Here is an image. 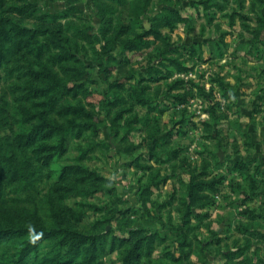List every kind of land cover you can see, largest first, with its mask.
Instances as JSON below:
<instances>
[{
  "label": "rangeland",
  "instance_id": "obj_1",
  "mask_svg": "<svg viewBox=\"0 0 264 264\" xmlns=\"http://www.w3.org/2000/svg\"><path fill=\"white\" fill-rule=\"evenodd\" d=\"M0 15L29 29L0 62V227L58 233L20 264L80 234L100 239L91 264H264V0H0Z\"/></svg>",
  "mask_w": 264,
  "mask_h": 264
},
{
  "label": "trees",
  "instance_id": "obj_2",
  "mask_svg": "<svg viewBox=\"0 0 264 264\" xmlns=\"http://www.w3.org/2000/svg\"><path fill=\"white\" fill-rule=\"evenodd\" d=\"M10 25H12L13 27H19L20 32L17 31L13 34L12 38L6 39L10 31ZM27 31H29L28 28L25 27L23 28V26L20 27L19 23L14 22L13 19L0 15V62L4 60L7 53L12 52L13 47L15 45L13 42L14 36L16 34L25 35ZM31 34L32 33H30V35H26L24 38L27 41L32 40L34 35ZM19 43L21 44L15 47L18 49V51L24 50L26 47V45H24V42L20 41ZM38 44L39 43L35 39L33 40V42L28 44L30 50L35 53L36 57L37 54H39L38 52L39 50L37 48ZM20 57L19 59H21ZM42 68H45L44 65H42ZM43 79L48 82L46 88L52 86L49 83L50 79L47 77V74H44ZM43 95L45 97L47 96V99L49 98V95L47 94H43ZM48 101L50 100L48 99ZM34 127L38 130L39 125L37 126L36 124ZM48 130H49L48 133H50L49 137L50 138L54 137L55 136L54 128L51 127ZM59 131L60 130H57L56 132L59 133ZM23 133L22 134L20 133L19 135H23ZM29 135L30 137H34V138L37 137L36 133ZM40 145L41 144H39V146ZM50 146H52L53 156L59 155L56 153H58V151L61 152L63 150V149L60 150L58 148L59 146H56L54 144L53 145L51 144ZM37 150H39V147H37ZM48 155L50 157L51 154ZM73 172H77V170L74 169ZM36 223L37 221L22 222V223L11 222L7 224L6 227H0V246L1 249L3 248L2 249L3 251L1 253L3 259H0V264H16V263L20 264V261L27 255V253L35 249L36 244L39 245L46 237H52L56 235L57 232H55L54 229L46 228L43 227L42 224L39 223L36 224ZM99 240L100 239H97L95 237L93 238V236L90 237L85 234H80L78 240V247H80L79 251L78 250L72 251L69 247L61 248L59 251L54 253L53 256H55L56 259L53 260V263L51 264H91L95 257V255L93 256L95 252V246L96 243L99 242Z\"/></svg>",
  "mask_w": 264,
  "mask_h": 264
}]
</instances>
